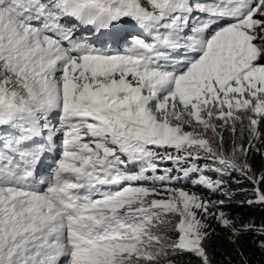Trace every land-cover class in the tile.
I'll list each match as a JSON object with an SVG mask.
<instances>
[{
  "label": "snow or ice",
  "instance_id": "6c2138e0",
  "mask_svg": "<svg viewBox=\"0 0 264 264\" xmlns=\"http://www.w3.org/2000/svg\"><path fill=\"white\" fill-rule=\"evenodd\" d=\"M127 21L140 35L123 48L74 38L78 24L115 43ZM262 132L264 0H0V264H212L206 216L264 252V223L176 186L238 172L264 206L247 160Z\"/></svg>",
  "mask_w": 264,
  "mask_h": 264
},
{
  "label": "trees",
  "instance_id": "16d2710c",
  "mask_svg": "<svg viewBox=\"0 0 264 264\" xmlns=\"http://www.w3.org/2000/svg\"><path fill=\"white\" fill-rule=\"evenodd\" d=\"M71 23L76 22L73 20ZM84 33H86L85 28H80V25L77 24L74 38L81 39ZM262 135L264 139V132H262ZM232 140L231 132L228 130L224 131V148L228 152L232 149ZM247 160L257 175L264 171V141L259 147V152L249 150ZM216 178H219L218 174H216ZM180 184H184L207 201H224L223 210L229 213L230 218L236 219L238 224L241 222H253L256 225L264 223V206L246 203L247 200L252 198V184L245 180L238 172H232L226 176L223 185L215 190L194 185L185 180H182ZM246 189L248 191H245ZM214 209L217 211L216 208ZM204 219L209 225L208 232L210 233L204 243L212 264H229V261H231V264H242L240 252H243L247 264H264V252L254 243V238L258 239L254 233L243 234L237 240V243L233 244L229 240L230 233L217 219L213 216H206ZM169 259H172L174 264H200V260L190 253H169Z\"/></svg>",
  "mask_w": 264,
  "mask_h": 264
},
{
  "label": "rangeland",
  "instance_id": "374dc122",
  "mask_svg": "<svg viewBox=\"0 0 264 264\" xmlns=\"http://www.w3.org/2000/svg\"><path fill=\"white\" fill-rule=\"evenodd\" d=\"M127 24L129 25L127 28L122 29L120 32V36L123 37L124 39H121L117 42H112L108 37L97 33L95 31V29L91 28L90 26L88 28H85L84 26L80 25V28H85L86 33H84V35L82 36L81 39H85L87 38V42L93 44L96 47H112V48H123L127 46V43L131 41L132 36L133 35H140V32L137 28L131 27L132 22L131 21H127ZM191 26V24H190ZM81 30V29H80ZM91 34H90V31ZM126 33H130V35H126ZM185 34H191L190 33V28L189 30L186 31ZM147 34H145L146 36ZM75 36V35H74ZM174 55V54H173ZM224 131H227L226 129ZM47 133H44V136H46ZM236 138L238 140V143H243L245 147H248V140H247V135L245 134V137L243 139H241L240 134H239V129L237 130V135ZM264 139H263V135H261V137L258 140L253 141V147L250 148V151L252 152H259L257 149H259V147L262 145ZM43 142V140L41 138H36V143H41ZM61 142H62V136L57 135L55 137V146L49 150H47L43 156H42V165L38 168V171L42 172V173H46L48 170V167L50 165H52L54 159L59 157V153L61 151ZM241 159H243V157H241ZM205 163V161L201 160L200 164L201 166H203V164ZM210 163V162H208ZM162 167H173L172 163L169 162H165ZM135 170V169H133ZM174 175H179V173L174 172ZM216 174L219 175V178H216ZM205 175L210 176L212 179H223V181L225 182V178L228 175H225L223 177L220 176L219 173L213 172V171H206ZM199 178V174L193 175L191 176L189 179L185 180V181H189L191 184L194 185H200V184H195L194 181L197 180ZM176 186L179 187H184L186 190L190 191V192H194L192 190H190V188L186 187L184 184H177ZM201 187H205L203 185H200ZM199 195V194H198ZM201 196V195H200ZM202 197V196H201ZM203 199H205L204 197H202ZM206 200V199H205ZM210 211L215 212V209L212 208L210 209Z\"/></svg>",
  "mask_w": 264,
  "mask_h": 264
}]
</instances>
